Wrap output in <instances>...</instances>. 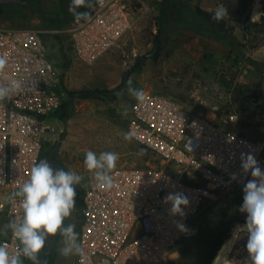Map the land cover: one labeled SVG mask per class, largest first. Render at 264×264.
<instances>
[{
	"label": "built area",
	"instance_id": "1",
	"mask_svg": "<svg viewBox=\"0 0 264 264\" xmlns=\"http://www.w3.org/2000/svg\"><path fill=\"white\" fill-rule=\"evenodd\" d=\"M259 9L264 0H257ZM88 12L91 20H71L69 34L76 57L93 65L105 53L118 48L122 40L151 11L144 0H93ZM262 13V12H261ZM157 33V27L154 28ZM0 56L6 66L0 82L16 80L19 91L0 102V228L22 214L17 202L7 197L23 183L31 167L40 161L51 127L35 111L51 110L50 89L57 83L54 64L43 32L0 24ZM145 93L143 103L134 102L128 132L132 140L151 151L160 166L116 167L114 185L96 186L93 173L85 170L82 223L79 242L83 256L76 264H167L176 243L191 228L209 199L233 189L242 190L250 173L241 170V153L253 154L264 169V142L228 130L192 114L172 96ZM245 108L257 111L264 127V104L253 99L242 101ZM239 114L229 116L238 123ZM237 179L232 180L233 174ZM183 193L188 201L183 217L170 215L171 204L164 203L169 193ZM182 223L187 231H181ZM14 255L20 245L9 232L0 235ZM25 257H21L23 260Z\"/></svg>",
	"mask_w": 264,
	"mask_h": 264
},
{
	"label": "rangeland",
	"instance_id": "2",
	"mask_svg": "<svg viewBox=\"0 0 264 264\" xmlns=\"http://www.w3.org/2000/svg\"><path fill=\"white\" fill-rule=\"evenodd\" d=\"M144 1L151 11L139 20L120 46L102 55L93 65H87L76 57L71 38L65 32L74 18L69 11L71 0H0V19L11 27L43 32L56 70L57 83L50 89L51 99L46 106V109L51 106V110L35 113L51 127L40 160H47L53 168L84 173L85 153L89 150L97 154L118 153L116 167L160 166V160L151 151L124 138L136 101L128 91L122 92L116 101H74L73 107L62 102L64 86L60 79L75 65L87 68L105 65L112 72L124 74L137 57L144 55L150 58L140 72L132 75L134 88L143 92L153 89L159 95L172 96L190 112L194 110L191 107L210 111V119L217 125L264 142V127L257 111L245 108L242 103L248 98L264 104V6L259 9L257 0ZM220 5L228 11L226 35L203 26L195 14L197 6L214 13ZM156 36L162 40L163 47L157 60L154 59ZM105 55L110 56V61H102ZM111 83L115 81H108L102 88L114 89L121 82L116 86ZM234 111L240 120L232 124L229 116ZM60 112L69 118H57ZM83 197L84 180L77 186L76 206L65 220V224H75L79 237ZM242 203L243 191L239 189L207 200L190 230L176 243L167 264H209L218 253V234L229 228L233 243L228 262L246 264L248 253L244 249L233 252L238 237L247 241L244 233L234 237L235 227L243 225L246 219V214L239 211ZM62 246L58 234L49 264H76L77 255L60 254Z\"/></svg>",
	"mask_w": 264,
	"mask_h": 264
},
{
	"label": "clouds",
	"instance_id": "3",
	"mask_svg": "<svg viewBox=\"0 0 264 264\" xmlns=\"http://www.w3.org/2000/svg\"><path fill=\"white\" fill-rule=\"evenodd\" d=\"M91 6L90 0H71L69 11L77 20L89 21V13L79 9ZM227 15V9L220 5L212 19L219 22ZM6 63V58L0 56V73L4 72ZM20 87V82L16 80L0 82V102L11 99ZM127 91L137 102H144L145 93L132 87L131 81L128 82ZM117 95H122V92ZM136 135L135 131H129L124 134V138L131 141ZM118 160V153L105 151L97 154L89 150L85 153L84 166L93 173L97 187L108 189L114 185L111 173ZM240 160L242 172L246 175L250 173L252 179L242 189L243 203L239 211L246 214V219L243 225L235 227L234 237L240 233L247 236L246 264H264V169L251 153H241ZM231 179L236 180L237 174L234 173ZM82 180L80 174L72 170L53 168L47 160H40L31 167L28 178L7 197L9 202L18 201L22 210L21 216L0 228V235L7 236L10 232L18 241L20 252L19 255H14L0 244V264H23L21 257L27 258L32 264H41L39 253L45 247L46 239L57 234L62 238L63 246L59 249L62 256L85 254L79 242V234L75 231V224H65L76 206L77 186ZM164 203L171 204L170 215L181 217L185 215L182 206L189 205L187 197L180 192L169 193L164 197ZM177 227L181 231H187L182 223H177Z\"/></svg>",
	"mask_w": 264,
	"mask_h": 264
},
{
	"label": "trees",
	"instance_id": "4",
	"mask_svg": "<svg viewBox=\"0 0 264 264\" xmlns=\"http://www.w3.org/2000/svg\"><path fill=\"white\" fill-rule=\"evenodd\" d=\"M195 14L201 20V23L204 24L203 26L207 25L211 30L212 29L216 30V32L219 33V35H221V34L226 35V33L229 32L225 18H223L219 22L214 21L212 19V16L214 13L205 10L201 6L196 7ZM155 39H156L155 42L157 44V48L155 51L156 55L154 56V59L157 60L158 57L160 56L161 52L163 51V47L161 45L162 40L160 39V37L156 36ZM149 58H150L149 55L137 57L135 60V64L133 66H131L127 71H125V73L123 74L121 83L117 87H115L114 89L83 88L81 90H69V89L63 87L64 94H65L64 101H62V102H64L63 104H66V105H69L70 107H73L74 101L104 100V99L116 101L119 97V95H117V93L127 91L129 81H131L132 87L135 85V82L132 79V75L136 72H140L143 69V67L146 65ZM60 80H61V83L63 85V77ZM26 108L28 111H31L34 113L37 112L33 108L30 109V106H26ZM57 118L62 119V120H66L69 117H63V115H61V112H60L58 114ZM57 235L49 236L46 239L45 247L39 253V259H40L41 264H49V262L53 258L54 245H55V240H56ZM230 236H231L230 228L220 231V233L218 234L219 242H218L216 252L219 251L220 248L222 247V245L225 244L227 242V240L230 239ZM246 242L247 241H245V239L238 237V239L235 242L233 252H235V250L237 248H241V249H244L246 251V247H245ZM213 258H214V256H213ZM213 258H212V260H213ZM212 260L209 262V264H211ZM22 261H23V264H32V262L30 260H28L27 258H24Z\"/></svg>",
	"mask_w": 264,
	"mask_h": 264
},
{
	"label": "crops",
	"instance_id": "5",
	"mask_svg": "<svg viewBox=\"0 0 264 264\" xmlns=\"http://www.w3.org/2000/svg\"><path fill=\"white\" fill-rule=\"evenodd\" d=\"M0 24L4 26H10L5 21L0 19ZM102 61L107 62L110 61V56L105 55ZM123 77V72H112V69L108 66H93L90 68L84 67L83 65H75L69 71L66 72L65 77L63 78V86L69 90H81L83 88H102L103 86L108 84V81H115V83H111V86L118 85ZM63 89V88H62ZM149 87H146L148 90ZM145 92H154L156 95L159 93L156 90L145 91ZM63 96L65 97L64 90ZM197 107H191L195 116L204 119L210 120L212 117V113L210 111H203ZM77 130V128H76Z\"/></svg>",
	"mask_w": 264,
	"mask_h": 264
},
{
	"label": "bare ground",
	"instance_id": "6",
	"mask_svg": "<svg viewBox=\"0 0 264 264\" xmlns=\"http://www.w3.org/2000/svg\"><path fill=\"white\" fill-rule=\"evenodd\" d=\"M232 243L233 239L227 240V242L222 245L218 253L214 256L211 264H229L228 254L231 251Z\"/></svg>",
	"mask_w": 264,
	"mask_h": 264
}]
</instances>
